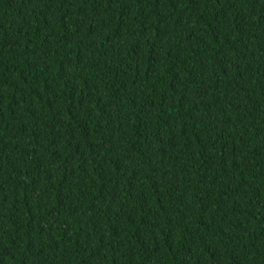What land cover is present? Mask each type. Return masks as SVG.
Returning a JSON list of instances; mask_svg holds the SVG:
<instances>
[{"label":"trees","instance_id":"1","mask_svg":"<svg viewBox=\"0 0 264 264\" xmlns=\"http://www.w3.org/2000/svg\"><path fill=\"white\" fill-rule=\"evenodd\" d=\"M0 264H264V0H0Z\"/></svg>","mask_w":264,"mask_h":264}]
</instances>
